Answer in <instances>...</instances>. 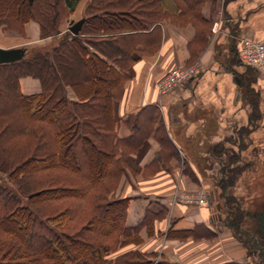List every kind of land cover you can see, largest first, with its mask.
Masks as SVG:
<instances>
[{
    "label": "trees",
    "instance_id": "1",
    "mask_svg": "<svg viewBox=\"0 0 264 264\" xmlns=\"http://www.w3.org/2000/svg\"><path fill=\"white\" fill-rule=\"evenodd\" d=\"M79 1L0 0V24L32 19L40 37L56 34L57 6L70 13ZM204 1L88 0L77 34L66 30L49 49L0 63V264H179L139 250L110 256L140 241L139 225L125 223L128 198L114 192L122 144L135 149L143 139L136 129L116 137L112 98L142 53L138 44L155 43L158 22L194 19ZM25 75L40 80V91L20 90Z\"/></svg>",
    "mask_w": 264,
    "mask_h": 264
},
{
    "label": "crops",
    "instance_id": "2",
    "mask_svg": "<svg viewBox=\"0 0 264 264\" xmlns=\"http://www.w3.org/2000/svg\"><path fill=\"white\" fill-rule=\"evenodd\" d=\"M85 5L80 0L69 20L83 18ZM157 27L155 43L138 44L142 53L112 98L116 137L129 139L136 129L143 139L135 149L122 144L124 171L114 192L128 198L125 223L139 225L140 241L110 256L139 250L179 264H224L232 258L220 241L235 232L225 221L232 210L225 208L226 196L239 202L227 190L242 165L253 166L264 153V75L238 55L242 39L264 42V0H205L194 19H164ZM39 33L35 20L0 24V47H48L55 40ZM190 64L197 68L193 78L158 94L157 82L169 68ZM19 86L25 94L41 89L31 75L20 77ZM64 94L76 98L68 86ZM197 188L206 190L207 204L172 199L176 189Z\"/></svg>",
    "mask_w": 264,
    "mask_h": 264
},
{
    "label": "rangeland",
    "instance_id": "3",
    "mask_svg": "<svg viewBox=\"0 0 264 264\" xmlns=\"http://www.w3.org/2000/svg\"><path fill=\"white\" fill-rule=\"evenodd\" d=\"M87 1L88 0H86V2ZM14 5L15 4L11 5V7ZM57 11H58L57 21L60 23L58 25V29L61 30L56 34L41 37V38L52 37L55 40H53V43L48 45V47H39V49H49L51 46L55 45L58 42L59 37L66 30L71 32L68 29L70 20L68 18L69 13L67 9H65L62 6H57ZM243 163H245V161H243L241 164ZM242 171L243 173L239 174L240 177L239 176L237 177L239 178L237 184L235 186H231L230 188H228L227 191L228 193H234L240 202L242 215L239 218L240 222L237 227H239L240 230L242 231L253 234L255 233L257 227L259 228V223L257 222L258 219L255 217V215L260 213L264 207V153H261V156L256 160V164H253V166L250 167L244 165L242 167ZM0 177L5 178L6 180V174L0 173ZM11 183L13 184V186H15L13 182ZM226 197L228 198L225 199L227 201V205H226L227 207L225 208L235 209L236 205L234 201L233 200L230 201L229 195ZM219 198H220L219 203H222L223 199L221 200V197ZM205 204H207V199ZM225 208L220 207L222 211L221 212L222 215L220 214L221 217H225V212H226L224 210ZM225 221L226 223L228 221L230 222L231 226L234 227L235 232H234V236L223 237L221 239L220 246L222 251H225V253L227 252L228 256H230L232 260H236L245 264H254V261L252 260L250 255L251 248L248 246L247 243H245V240H243L242 237L238 236V229H236L237 227L234 226L235 225L234 219H232L231 216H229L225 219ZM222 223H223L222 226L224 227L225 222L222 221Z\"/></svg>",
    "mask_w": 264,
    "mask_h": 264
},
{
    "label": "built area",
    "instance_id": "4",
    "mask_svg": "<svg viewBox=\"0 0 264 264\" xmlns=\"http://www.w3.org/2000/svg\"><path fill=\"white\" fill-rule=\"evenodd\" d=\"M238 55L244 65L259 70L264 75V42L249 38L242 39L238 48ZM197 71L195 64L176 65L169 68L157 82L156 89L162 95L171 91L176 85L182 84L195 76ZM174 201H182L195 205L206 202L207 193L203 188L176 189L173 193Z\"/></svg>",
    "mask_w": 264,
    "mask_h": 264
},
{
    "label": "flooded vegetation",
    "instance_id": "5",
    "mask_svg": "<svg viewBox=\"0 0 264 264\" xmlns=\"http://www.w3.org/2000/svg\"><path fill=\"white\" fill-rule=\"evenodd\" d=\"M244 165L246 164H243L242 166ZM228 180L232 182L233 179L228 178ZM231 198L233 199V201L235 200L234 197H232V194ZM235 205V209L232 208L230 216L232 217V219H234V226L237 227L240 222L239 218L242 214L240 202L235 200ZM257 222L259 223V220H257ZM236 229H238V236L242 237V239L245 240V243H247L251 248L250 255L252 260L254 261V264H264V234L258 227L253 234L242 231L239 227H237Z\"/></svg>",
    "mask_w": 264,
    "mask_h": 264
},
{
    "label": "water",
    "instance_id": "6",
    "mask_svg": "<svg viewBox=\"0 0 264 264\" xmlns=\"http://www.w3.org/2000/svg\"><path fill=\"white\" fill-rule=\"evenodd\" d=\"M83 18H80L74 21L71 25H69V30L72 34H77L80 26L82 24ZM28 50L27 46H19V47H11V48H3L0 47V63L4 62H12L19 60ZM255 217L259 220V229L264 234V207L260 213L256 214Z\"/></svg>",
    "mask_w": 264,
    "mask_h": 264
}]
</instances>
